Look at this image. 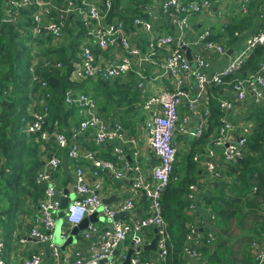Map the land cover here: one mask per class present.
<instances>
[{
	"label": "built area",
	"instance_id": "obj_1",
	"mask_svg": "<svg viewBox=\"0 0 264 264\" xmlns=\"http://www.w3.org/2000/svg\"><path fill=\"white\" fill-rule=\"evenodd\" d=\"M227 1L230 0H152L148 4L138 5L140 14L132 19V28L135 33L145 36V49L141 48L142 42L133 40L127 33L126 25L122 20L114 18L108 20L107 14L112 7L110 0H64L62 4H54L51 0H6V9L2 16L4 22H17L24 18L19 15L22 10H33L30 18L33 22L29 32L35 36L50 34L56 41L63 36L65 17L69 13L79 14L93 30L88 32L91 39L81 45L79 60L75 64L72 74L74 80L83 79H116L126 77L130 73L136 76V87L146 92L147 84L155 88L145 96L142 110L151 115L144 121L143 130L149 151L156 158L157 163L152 170V182L147 181L140 174L138 164L126 157L124 146L133 147L131 154L137 156L136 138L129 133L122 123L115 119H105L98 115V106L94 99L87 93L66 90L65 103L69 106L76 105L79 112L84 111L85 117L77 126L70 127L71 136L57 130L49 133L43 129L47 117V106L44 99L38 104L41 109L33 112V120L27 125L26 131L35 133L40 140L53 138L56 152L62 150L69 160H87L92 165V171L86 175L81 165L73 171V179L69 187L76 199L69 201L64 209V227L61 229L60 238L66 240L72 226L80 223L83 218L96 212L100 219H105L109 225L102 231L98 243L90 248L88 255L81 250H74L71 264H116L113 251L130 235L139 251L143 246V233L150 227L156 229L157 260L142 259L139 251L132 255L129 264H166L167 243L169 233L162 214L160 198L168 185L173 165L176 160L178 146L177 135L199 137L206 125L209 109L207 107L208 87L211 83L223 84L226 77L238 70L246 60L248 54L257 46L264 44V13L260 14L262 21L259 29L248 36L239 50L233 51L228 63L221 69L210 73L204 71L208 61L203 56V51L225 55L226 48L223 41H214L212 36L224 33ZM252 0H234L236 12L244 14ZM76 2V3H75ZM104 7V8H103ZM35 10V12H34ZM52 12L58 19L51 18ZM207 24L199 25L202 19ZM219 21V23H216ZM219 24V27L216 24ZM216 28V29H214ZM197 49L191 54V61L186 58L182 47ZM93 47L99 48L95 53ZM165 50L160 56L159 49ZM48 65V63H45ZM59 63L55 66L59 67ZM33 68L31 67V70ZM155 70V72H152ZM194 79V85L187 84V78ZM37 80L38 76L33 75ZM158 80L157 82H155ZM42 87L45 83L41 82ZM234 100L243 102L251 97L255 104H264V61L258 70L245 80L235 83L230 90ZM219 107L223 111H231L233 102L224 97H219ZM188 109L189 115L179 114V106ZM196 117L197 123L191 126V117ZM217 137L213 146L221 149V157L226 163H233L240 158L244 151L249 128L242 127V134L234 141H228L230 130H234L235 122L225 113L220 118ZM93 129L96 145L112 144V159H103L96 156L94 150H82L79 143L74 140L78 131ZM213 150L208 155H213ZM129 155V154H128ZM197 155L194 157L196 160ZM197 161V160H196ZM61 159L54 153L46 159L44 166L36 174L38 184L45 186L43 197L38 202L37 214L33 217L28 237L40 244H45L46 249L38 250L19 264H43L50 260L52 264H60L62 257L59 245L52 241L55 225V212L60 208L61 196L64 189L57 187L52 180L53 173L59 168ZM121 166V169L117 166ZM209 171H214L212 161L205 163ZM109 172L115 178H125L129 173H135V198L143 197L149 203V214L143 217L132 218L126 221L114 220L116 213L132 211L134 201L126 199L118 206H110L102 201L100 191L103 189L101 174ZM188 198H193L195 185H191ZM191 206H193L191 204ZM97 230L95 223H89L82 231L83 237H89L91 232ZM185 247L188 261L199 258L198 247L203 236L190 228L186 236ZM214 236L209 233L206 243H213ZM5 242L0 237V264H5ZM251 247L254 255V264H264V240H253Z\"/></svg>",
	"mask_w": 264,
	"mask_h": 264
},
{
	"label": "trees",
	"instance_id": "obj_2",
	"mask_svg": "<svg viewBox=\"0 0 264 264\" xmlns=\"http://www.w3.org/2000/svg\"><path fill=\"white\" fill-rule=\"evenodd\" d=\"M110 1L108 20H122L127 33L133 40L142 42L144 50L145 36L135 33L131 23L133 17L140 14L138 5L152 0ZM5 2L0 0V237L6 243L23 227L24 219L34 216L45 188L36 182V174L46 159L57 153L53 138L40 140L37 134L26 131L33 120V112L41 109L39 100L47 102L43 129L49 133L57 130L69 136L70 127L77 126L80 120L77 118L78 106H69L64 101L66 90L89 94L98 106L99 116L118 120L124 126L132 122L131 113H136L142 105L143 94L136 87L134 73L116 79L100 77L78 81L72 78L81 45L91 39L87 30L89 25L81 15L69 13L65 17L63 36L58 41L50 34L33 38L29 32L33 10L20 11L24 18L17 22H4ZM263 11L264 0H252L246 13L236 12L230 16L224 33L218 32L212 39L223 41L226 49L231 48L240 35L255 31ZM51 18L58 19L57 14L52 12ZM93 50L100 52L97 47ZM159 50V55L163 56L165 50ZM263 61L264 44L253 49L243 65L226 77L223 84L209 85L207 122L201 135L192 140L197 147L213 145L220 118L225 113L232 118V111H223L219 107L218 98H227L226 92L238 81L254 74ZM33 75L38 79H33ZM41 82L45 83L44 87ZM238 103L234 102V105L245 107ZM247 108L241 123L250 130L243 154L235 162L225 163L220 178L215 179L219 193L215 191L204 198V205L209 209L208 225L200 233L203 240L198 247L200 259L196 264H254L251 242H263L264 239V104L252 102ZM238 119L235 118L237 124ZM193 146L182 158L184 167L173 165L168 185L160 198L170 236L166 264H185L189 260L185 251L186 236L190 228H197L195 224L200 225L198 221L202 220L200 214L196 218L189 209L186 197L192 192L190 186L197 184L198 168L194 157L198 151H194ZM175 162H178L177 155ZM209 232L214 236L213 243H206ZM147 252L141 251L142 255Z\"/></svg>",
	"mask_w": 264,
	"mask_h": 264
},
{
	"label": "crops",
	"instance_id": "obj_3",
	"mask_svg": "<svg viewBox=\"0 0 264 264\" xmlns=\"http://www.w3.org/2000/svg\"><path fill=\"white\" fill-rule=\"evenodd\" d=\"M52 1V0H51ZM55 1V2H54ZM52 1L54 4H62L64 0L61 2H57V0ZM227 6L224 8L225 10V17H226V23L229 21V17L232 16L234 13H236V4L234 3V0L227 1ZM8 9V8H7ZM5 12V11H4ZM264 13V11L262 12ZM241 14V13H239ZM20 15V14H19ZM22 15V14H21ZM202 19V18H200ZM207 24V21L205 19H202L201 23L199 25ZM216 23H219V21H216ZM216 23H213L211 25H215ZM262 21L259 19L257 23V28L254 32H256L259 27L261 26ZM219 27V24H216V27ZM89 28V27H88ZM87 28V30H88ZM216 29V28H214ZM254 32H249L245 35H240L239 41L235 45L231 47L233 51L239 50L240 47L244 44L245 40L248 38V36H251L254 34ZM38 37V36H35ZM191 51V54H194V52L197 51V49L189 48ZM203 56L208 61V67L204 69V71L208 73L215 72L221 68H223L229 61L230 55H218L213 52H207L203 51ZM233 53V52H232ZM231 53V55H232ZM101 54V52L99 53ZM152 72H155V70H152ZM187 84L190 86L194 85V79L193 78H187ZM155 88L148 87L146 92L142 93V100H144L145 96H148ZM226 94H228L227 98L228 100H231L234 104V102H238L234 100L233 95L230 94V91H227ZM253 101L251 100V97H248L246 101L239 102L238 104H243L244 106H238L234 105L233 109L231 110V116L232 120L235 122V118H240L237 120L238 124L235 123L234 130H230L228 141H234L239 135L242 133V127L246 126L249 128V126L241 123L244 122L243 118L246 116L247 113V105H250ZM254 103V102H253ZM143 111V110H142ZM85 112L81 111L77 113V118L79 120L83 119L85 117ZM139 113L142 114V116H139ZM179 114L189 115L188 109L183 106H179ZM150 112H133L131 113V119L132 122L127 125L123 126L127 130V133L134 136L137 141V150L138 154L136 157L133 158L131 154V149L133 147L124 146V150L126 153V157L132 162V165L138 164L140 167V174L149 182H152V170L155 167L157 160L156 158L151 154V152L148 149L145 133L143 130L144 121L150 117ZM141 117V118H140ZM191 117V126H194L197 123L196 117L193 115H190ZM112 119V118H111ZM135 120V121H134ZM218 132V130H217ZM71 136V132L70 135ZM182 137V141L184 144L187 145V149L190 150V148L193 146V138L190 136H183V135H177ZM178 138V137H177ZM74 140L79 143L82 150H94L96 156L101 157L103 159H112V144H104V145H96L94 142V130L93 129H87L78 131L77 134L74 136ZM177 146L179 144V141H176ZM185 146V145H184ZM201 145H195L193 146V149L196 148L198 152H196L197 158H196V165L198 168L197 172V184L195 185L193 198L189 199L188 194L186 195L187 200L189 201V209L193 211L192 213L195 215L196 218H199L197 215L200 214L202 216V220L198 221L199 224H195L196 231L198 233H201L202 231H199L200 229H204L208 225V216H209V209L204 205V198L206 196H211L214 194L215 191L219 193V189L217 190L215 188V179L220 178V171L224 170L225 168V161L221 157V149L214 147L213 145H205L204 148H200ZM213 150V155L209 156L208 151ZM189 153V152H188ZM187 153V154H188ZM57 154L59 155L61 159V164L59 168L53 173L52 180L53 183L57 187H61L63 189L68 190V198L69 201L75 200L76 197L72 191V189L69 187L70 182L73 179V171L76 168V166L81 165L85 171V174L88 175L93 167L90 164L89 161L79 159V160H69L65 154L64 151L58 150ZM129 154V155H128ZM185 154V156L187 155ZM177 168L184 167L182 164V158L177 157ZM208 161H212L214 163L215 169L214 171H209L208 167L205 163ZM117 166L121 169V166L117 164ZM136 174L131 172L129 173L125 178H115L110 174L109 172H105L101 174V178L103 180V189L100 191V196L102 198L112 197L113 201L110 202V206H118L119 204L123 203L126 199H132L134 201V209L130 211L126 216L125 220L128 221L132 218H138L143 217L149 214V203L148 201L143 197H137L135 198L133 193L135 190H137L135 186V176ZM191 204L193 206H191ZM195 211V212H194ZM37 209L33 212L34 216L37 214ZM196 213V214H195ZM28 217L27 219H24L23 227L17 231H15L11 236L12 244L8 245L7 242L4 247V259L5 264H19V262L25 258L30 257L32 254L36 253L38 250L46 249L47 246L45 244H40L36 242L35 240L30 239L27 235L29 232V229L33 222V217ZM55 225L60 224L61 229L64 227V217L65 212L57 210L55 212ZM212 217V216H211ZM204 220V221H203ZM121 221V220H120ZM204 222V223H203ZM202 223V225H201ZM54 225V230H55ZM97 230L95 232H91L89 234V237H83L82 231L77 233L74 236V241L71 245H67L66 247V253L60 250L62 262L60 264H71L72 262V253L74 250H81L85 255H88L90 248L94 246L96 243H98V240L100 238V235L103 230L109 225L108 222L105 221V219H99L97 222H95ZM60 229V231H61ZM54 230H53V237H54ZM156 229L154 227L148 228L143 233V246L142 248L138 249V247L133 242V239L131 238V235L120 245L117 246V248L113 251V258L114 262L116 264H121L122 261L125 259L127 251L132 247V255H135L139 251V255H141L142 259L146 260H157V248L156 250H148L145 249V251H148L147 254L141 253L143 251V247L147 244H149L152 239L156 236ZM210 233V232H209ZM208 233V234H209ZM69 235V234H68ZM68 237V236H67ZM264 240V239H263ZM52 241L54 239L52 238ZM263 243V242H262ZM252 248V247H251ZM253 252V251H252ZM141 253V254H140ZM130 256V257H131ZM198 258L197 260H199ZM196 260V261H197ZM203 260V259H201ZM43 264H52L50 260L45 261ZM100 264H106V262L102 261ZM129 264V263H128ZM192 264H194L192 262Z\"/></svg>",
	"mask_w": 264,
	"mask_h": 264
},
{
	"label": "water",
	"instance_id": "obj_4",
	"mask_svg": "<svg viewBox=\"0 0 264 264\" xmlns=\"http://www.w3.org/2000/svg\"><path fill=\"white\" fill-rule=\"evenodd\" d=\"M182 49H183L184 52H185L186 58H187L188 60L191 61L192 58H191V51H190V49H188V48L185 47V46H183ZM232 52H233V50H232L231 48H228V49L226 50V54H225V55H226V56H229V55H231ZM63 193H64V195L61 196V202H60V208H59L60 211H64V209L66 208V206H67L68 203H69L68 190H67V189H64ZM113 200H114V199H113V196H112V197L110 196V197H107V198H103V199H102V201H103L105 204H110V202L113 201ZM128 213H129V211H121V212H118V213L115 214V216H114L113 219H114V220H121V221H123V220H125V216H126ZM99 219H100V218L97 216V213H96V212H94V213H92V214L86 216L85 218H83V220H82L80 223H78V224L75 225V226H72V228H71L70 231H69V235H68V237H67L66 240H64V241L60 238V232H61L60 229H61V225H60V224H56V225H55V230H54V237H53V239H54L55 243L59 245L60 250L63 251L64 253H66V247H67V245H71V244L73 243V241H74V236H75L77 233H79V232L85 230V229L87 228V226H88L89 223H95V222H97ZM202 230H203V229H200L199 231H202ZM155 231H156V230H155ZM156 240H157V236H155L149 244L145 245V246L143 247V249H144V250H145V249H148V250H156ZM132 250H133V249H132V247H131V248L127 251L126 256H125V259L122 261L121 264H128V263H129V260H130V256H131ZM192 262H193L194 264L197 263L196 260H193Z\"/></svg>",
	"mask_w": 264,
	"mask_h": 264
},
{
	"label": "rangeland",
	"instance_id": "obj_5",
	"mask_svg": "<svg viewBox=\"0 0 264 264\" xmlns=\"http://www.w3.org/2000/svg\"><path fill=\"white\" fill-rule=\"evenodd\" d=\"M91 30H93V26H90L88 28V32H90ZM158 80H156L155 82H157ZM146 84H147V87H149V83L148 81H146ZM143 102V100H142ZM138 112H143L142 111V105L139 107V109L137 110ZM142 116L141 113H139V116ZM141 118V117H140ZM142 120H143V116H142ZM178 137V138H177ZM176 141H179V144H178V152H177V157H181V158H184L185 154H187L189 152V150L186 148L187 145L184 144V142L182 141V137L181 136H176ZM178 143V142H177ZM185 145V146H184ZM203 148V147H202ZM194 151H196V148H194ZM177 162L174 163V165L177 167ZM7 244L10 245L12 244V240L9 238L7 239Z\"/></svg>",
	"mask_w": 264,
	"mask_h": 264
}]
</instances>
